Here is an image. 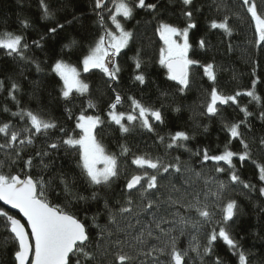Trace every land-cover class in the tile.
Here are the masks:
<instances>
[{"label":"snow or ice","instance_id":"obj_1","mask_svg":"<svg viewBox=\"0 0 264 264\" xmlns=\"http://www.w3.org/2000/svg\"><path fill=\"white\" fill-rule=\"evenodd\" d=\"M185 6L183 16L187 23L184 27L159 21L156 33L163 42L159 49V64L167 69V79L175 81L184 92L190 85V69L199 65L200 61L190 58L189 52L192 44L189 33L197 27L193 21V11L189 10L193 0H181ZM157 4L146 3V0H94V11L97 16L96 23L100 34L87 48L86 54L78 59V64H72L63 58H58L50 65V71L59 78V97L65 105L72 103L74 95L85 96L89 93L90 86L82 73H89L93 69H99L109 81L118 83L121 71L117 62L123 49H126L133 39L134 33L125 27V22L132 19L136 9H148L155 11ZM239 6L247 13L254 25L255 44L264 47V12L260 11L256 0H239ZM44 19H53L54 12L46 3L40 0ZM220 10V5H217ZM232 15L239 18L238 13ZM232 15H224L221 19H212L209 23L211 29H221L227 35L232 34L230 20ZM75 19V17H74ZM71 24L72 21H67ZM23 28H28L29 22L22 20ZM64 24L57 23L48 29L50 35H55L64 28ZM179 38V39H178ZM33 40L32 45L42 48L41 41ZM75 39L63 46L69 50L77 45ZM198 46L203 49L206 42L201 38ZM30 45L21 34L9 31L0 33V50H4L10 57H18L20 60L33 63L37 71H42L40 62L26 55ZM136 74L134 80L140 84L145 83V75L141 71L142 60L134 58ZM204 74L215 84L216 74L214 65L209 63L201 65ZM253 76H256L253 69ZM259 77L252 81L251 88L233 95H224L213 86L210 97L205 105V115L210 117L219 114L218 105H236L244 114L242 120L223 123V131L229 137L219 154H209L207 147L196 150L193 155L200 157L201 165L208 161L215 162L214 171L217 174H227L228 183L242 184L245 189L256 190L264 197V164L252 161L258 169V181L262 186L241 180L239 171L234 160H238L241 167L246 161L252 159V150L249 143L244 139L242 127L250 128L248 118L253 115L247 106H241L239 97L245 95L255 101L261 107L258 118L264 120V103L262 97L256 92ZM3 89V81H0V90ZM20 86L16 82L11 83L8 90V98L16 106L12 111L6 104L0 111L8 113L13 119L18 118L19 123H13V119L0 120V153L4 159H0V202L8 206V210L0 207V226L8 233L7 239H11L15 247L12 252V264H104L109 252H112L115 260L113 264H205L206 260L211 264H223L221 258L214 255V246L218 239H222L228 248L238 256L239 264H248L247 256L241 250L238 241L232 238L227 230V223L232 221L238 211L235 200L225 201L223 193L227 190L228 183L216 178H205V184L215 186V190L209 188L201 197V193L181 194L173 185L166 197L157 194L160 188L159 178L169 173L170 169L181 171L180 157L175 158L176 163H165L161 157H152L149 153L134 154L131 164L138 170L126 179L124 190L126 200L120 205L117 212L124 216L133 212L136 205V222H129L126 227L120 228L116 214L109 209V223L115 225L117 231L123 232L126 239L117 237L112 240L113 230L96 223V216L92 217L93 226L100 229L98 237L106 242L107 247L99 241L94 242L88 225L77 214L67 210L68 205L53 203L49 199V187L58 180L62 185V192L67 196L72 194L75 177L69 178L66 174L45 180L43 175L34 176L33 170L39 169L42 173L50 167L51 161L45 162L51 157L52 152L64 148L66 153L74 155L77 167L80 169L79 176L93 188L110 187L120 178L121 170L119 157H127L131 149L127 145H120L119 156L110 153L104 144L98 139L97 129L104 125L105 121L100 115L88 114V109L96 107L92 100H88L87 107L82 108L78 115H73L71 108L65 106L69 120H74L71 129L59 124L56 120L45 118L39 112L30 108L22 107L17 99ZM114 100L108 105L107 119L109 125H116L122 134L130 133L136 125L142 130L154 133V123L163 124L164 117L159 108L145 105L135 97H129L131 111L125 113L117 110V106L123 102V97L115 88ZM176 111H179L177 108ZM205 131L207 127L205 126ZM59 133L55 140L52 135ZM43 138V147L38 148L33 154L23 155L28 148L36 146L38 139ZM188 133L176 131L167 138V149L187 148L185 142L189 141ZM160 143H165V137H158ZM232 140H238L242 145V151L234 152L230 145ZM264 147V138L259 140ZM38 159V163H36ZM223 162V165H221ZM20 165L15 174L5 172L6 167ZM194 172L193 169H187ZM197 178H201L200 172H194ZM138 193L139 203L132 197V192ZM55 192V190H53ZM59 195V193H56ZM99 193L93 191L91 196L76 195L78 201L87 202L96 200ZM191 195V199H189ZM209 196L213 201H209ZM69 204L71 201L68 202ZM119 204V201H117ZM105 208L108 202L105 201ZM18 210L21 218L10 214L11 210ZM163 209V210H162ZM214 209L218 210L214 211ZM219 214L221 219L217 221V227L207 231L203 241L199 233L205 225L212 222L214 216ZM87 220V215H85ZM23 221V222H22ZM129 230H134L131 232ZM182 237H190L187 247H181ZM125 248L128 251H125ZM115 249V251H112ZM194 254V255H192Z\"/></svg>","mask_w":264,"mask_h":264},{"label":"trees","instance_id":"obj_2","mask_svg":"<svg viewBox=\"0 0 264 264\" xmlns=\"http://www.w3.org/2000/svg\"><path fill=\"white\" fill-rule=\"evenodd\" d=\"M54 12L53 19H44L40 0H0V33L9 31L21 34L25 41L31 46L26 55L40 62L42 71H37L33 63L20 60L18 57L6 55L4 50H0V81H3V89L0 90V108L5 104L16 111L15 104L8 98V90L14 81L20 86V91L16 94L22 107H27L35 112H39L45 118L56 120L59 124L71 129L74 120H69L65 112V106L73 111V115H78L82 108L87 107L88 100H92L96 107L88 109V114L100 115L105 123L97 129L98 139L104 144L110 153L119 156L120 145H127L131 152L127 157L120 156L119 164L121 175L110 187L93 188L89 187L79 176L80 169L77 167V160L74 155L66 153L64 148L52 152L51 157L45 162L51 161L50 167L40 172L33 170V175L42 174L45 180L58 176L60 173L66 174L69 178L75 177V184L72 194L65 198L62 192V185H58V180L49 187V199L53 203L65 205L67 210L77 214L85 221L89 227L94 242L99 241L107 247L106 242L98 237L99 228L93 226L92 217L96 216V223L101 227H110L114 235L126 239L123 232L117 231L115 225L109 223V209L116 214L120 228L126 227L131 222H136V212L138 208L133 205V212L121 216L117 209L126 200L124 185L126 179L135 174L138 170L131 164L134 154L149 153L152 157H161L165 163H176L175 158L180 157L181 171L176 172L170 169L169 173L159 178L160 188L157 194L162 198L166 197L174 185L179 192L173 193L175 196L181 194H203L209 188L215 190L211 183L205 184V178H216L228 183L227 174H217L214 171L215 162L208 161L201 165L200 157L193 155L198 149L207 147L209 154H219L224 145L228 142V135L223 131L225 121L231 123L244 118V114L239 108L229 103V105H218L219 114L216 116L205 115V105L209 100L211 88L217 87L224 95H233L237 91H245L251 88L252 81L259 77L256 85V92L262 97L264 103V47H257L253 22L247 13L239 6V0H193V5L189 10L193 11V21L197 24L195 29L189 33V40L192 49L189 56L199 60V65H194L190 69V85L184 92L179 91V85L175 81L167 79V70L159 64V49L163 46L156 28L159 21L184 27L187 23L183 16L185 6L181 0H146V3L157 4V9H136L132 19L125 22V27L134 33L133 39L128 47L123 49L117 62L120 66L119 82L115 83L99 70L93 69L89 73H82V79L90 86L89 93L85 96L74 95L72 103L65 105L59 97V78L50 71V65L58 58H63L72 64H78V59L86 54L87 48L100 34L97 16L94 11V0H46ZM260 11L264 12V0H256ZM220 5V10H217ZM238 13L237 16L232 15ZM232 15L230 26L232 34L229 36L221 29H211L209 23L212 19H221L224 15ZM75 17V19H74ZM22 20L29 22L28 28H23ZM67 21H72L68 24ZM57 23L64 24L62 30L55 35H50L48 29ZM41 41L43 47L37 48L32 45L33 40ZM203 38L206 42L205 48L198 46L199 40ZM75 39L78 43L71 49L63 46ZM142 60L141 71L145 75V83L140 84L134 80L136 74L134 58ZM213 64L216 74L215 84L204 74L201 65ZM255 69L256 76H253ZM119 92L123 97V102L117 106L118 111H131L129 97H135L145 105L159 108L164 117V123H154L155 132L149 133L136 125L128 134H122L118 126L109 125L107 119L108 105L114 100V92ZM241 106H247L253 113L248 118L250 128L242 127L244 139L249 143L252 150V159L246 161L241 167L238 160H234L241 180L250 182L259 188L258 169L252 162L264 164V147H261L259 140L264 138V120L258 118L261 111L260 105L251 98L241 95L239 98ZM179 111H176V109ZM13 119L8 113L0 111V120ZM13 123H19L18 118L13 119ZM205 126L207 131H205ZM176 131H184L193 137L185 142L191 151L184 148L167 149V138ZM59 133L52 135L55 140ZM164 136L165 143H160L158 137ZM43 138L36 142V146L28 148L23 154L25 158L33 154L38 148L43 147ZM231 149L234 152L242 151V145L238 140H232ZM0 159H4L0 153ZM38 159L36 163H38ZM222 166L223 162H221ZM20 165L6 167L5 172L15 174L19 171ZM200 172L201 178H197L194 172ZM55 190V192H53ZM99 193L96 200L87 202L78 201L76 195L91 196L92 192ZM59 193V195H56ZM132 197L137 204L138 193L132 192ZM223 198L235 200L238 211L232 221L226 225L232 238L238 241L241 250L247 256L248 264H264V197H261L256 190L245 189L242 184L228 183L227 190L223 193ZM191 199V195H189ZM214 198L209 196V201ZM71 201L69 204L68 202ZM105 201L108 208H105ZM119 201V204L117 203ZM0 207H3L0 205ZM7 210V209H5ZM163 210V209H162ZM214 211L218 210L214 209ZM15 215L14 213H11ZM87 215V220H85ZM221 217L214 216L211 223L200 230L199 238L205 239V233L211 228L217 227V221ZM134 232V230H129ZM8 233L0 226V264H12V252L14 243L7 239ZM190 237H182L181 247H187ZM115 251V249H112ZM125 251H128L125 248ZM194 255V254H192ZM218 255L223 264H239L238 256L235 255L222 239H218L214 246V255ZM115 260L112 252H109L104 264H113ZM196 264H199L197 261ZM205 264H211L206 260Z\"/></svg>","mask_w":264,"mask_h":264},{"label":"water","instance_id":"obj_3","mask_svg":"<svg viewBox=\"0 0 264 264\" xmlns=\"http://www.w3.org/2000/svg\"><path fill=\"white\" fill-rule=\"evenodd\" d=\"M165 69H166V68H165ZM166 70H167V69H166ZM0 205L3 206L5 209L8 210V206H4V205H3V202H0ZM11 213H14V214L17 216V218H21V214L18 213V210L12 209V210H11ZM22 222H23V221H22Z\"/></svg>","mask_w":264,"mask_h":264},{"label":"rangeland","instance_id":"obj_4","mask_svg":"<svg viewBox=\"0 0 264 264\" xmlns=\"http://www.w3.org/2000/svg\"><path fill=\"white\" fill-rule=\"evenodd\" d=\"M179 39V38H178ZM162 44H163V42H162Z\"/></svg>","mask_w":264,"mask_h":264}]
</instances>
